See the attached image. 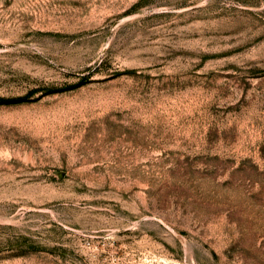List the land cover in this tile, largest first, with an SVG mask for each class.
I'll return each mask as SVG.
<instances>
[{
    "label": "rangeland",
    "instance_id": "obj_1",
    "mask_svg": "<svg viewBox=\"0 0 264 264\" xmlns=\"http://www.w3.org/2000/svg\"><path fill=\"white\" fill-rule=\"evenodd\" d=\"M0 264H264V0H0Z\"/></svg>",
    "mask_w": 264,
    "mask_h": 264
}]
</instances>
